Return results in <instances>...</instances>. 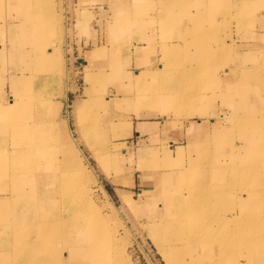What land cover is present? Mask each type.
Segmentation results:
<instances>
[{
    "label": "rangeland",
    "instance_id": "rangeland-1",
    "mask_svg": "<svg viewBox=\"0 0 264 264\" xmlns=\"http://www.w3.org/2000/svg\"><path fill=\"white\" fill-rule=\"evenodd\" d=\"M215 1L183 8L174 23L167 24L169 29L157 14L146 11V42L154 50L145 49L143 56L151 62H132L130 46L121 45L118 66L123 71L127 68V76L138 75L132 82L129 79L122 96L114 93L111 97L107 91L115 87V81L125 83L127 79L111 77L106 62L83 63L73 43L74 36L84 32L72 23L84 18L79 3L0 0V46L4 51L0 56V131L4 132L0 150L9 153L7 158L0 155V189L10 193L8 204L0 202V264H119L121 256L112 254L114 247L129 264H208L199 263L195 256L204 253V233L191 232L188 225L192 222L178 230L174 229L176 222L165 228L168 210L179 203L178 195L183 196V203L196 201L195 187L186 188L188 178L196 182L201 194L208 198L215 194L211 205L202 202L204 220L217 228L218 234L231 233L229 224H245L222 222L232 209L239 211L238 203L243 202L230 198L231 194H261L248 203L247 213L263 210V218L250 224L264 222V0ZM29 4L32 11L48 13L54 28L45 35V41L54 42L56 48L50 58H55L54 70H34L30 40L36 29L17 17ZM19 21L24 27H17L14 37L8 38L7 30ZM166 31L169 37L164 36ZM176 43L180 45L175 47ZM172 44L175 46L170 47ZM231 64L236 66L228 69ZM224 68L228 75H224ZM221 73L227 77L225 82L234 81L241 91L234 97L230 94L237 106L230 113L214 96L204 111L202 100L212 88L214 75ZM76 103L86 104L87 109L89 103H95L99 113L90 120ZM252 104L256 105L253 111L241 109ZM221 109L230 122L216 119L215 113ZM145 112L141 115H156L146 119L136 116ZM161 114L167 119L160 120ZM124 120L130 121L129 130L122 126ZM195 121L204 134L195 129L185 137L187 126ZM138 125L153 126L154 130L136 132ZM44 130L52 133L59 146L74 148L69 170L54 161L52 143ZM259 136L255 145L253 140ZM244 139L253 147L241 151L245 153L241 160L254 162V166L239 172L235 187L228 189L223 170L232 167L236 152L230 144ZM168 140L173 141L171 151L165 146ZM164 149L174 157L171 166L165 164ZM79 172L83 185L90 189L87 195L75 185ZM45 192L49 196L44 197ZM16 193L29 197L18 204ZM66 202L73 207L68 208ZM18 211L24 212L23 216ZM35 212L50 225L44 238L37 233L43 225L34 222ZM32 224L37 232H30ZM25 226L20 242L18 231ZM232 233L235 237L212 251L219 259L225 258L219 264H252L246 259L249 250H244L241 241H236L237 233ZM58 237L59 242L53 244ZM78 240L81 246H77ZM93 245L96 252L90 248ZM159 248L165 251L167 261ZM58 249L67 251V257ZM257 255L253 254L254 258Z\"/></svg>",
    "mask_w": 264,
    "mask_h": 264
},
{
    "label": "bare ground",
    "instance_id": "bare-ground-1",
    "mask_svg": "<svg viewBox=\"0 0 264 264\" xmlns=\"http://www.w3.org/2000/svg\"><path fill=\"white\" fill-rule=\"evenodd\" d=\"M215 3L219 4V3H221V1L216 0ZM174 5H175V0H153L152 1V6L156 10L168 9L169 7H172ZM17 17L20 21H23V22L27 23L28 25L33 26L36 29V31L34 33H32L33 37L30 40V43H32L31 47L33 50H35L34 55L36 56V58L34 59V64H33L34 70L39 71L43 67L42 66L40 69L37 68L36 61H37V58L39 55H41L42 58L45 61H47L48 63L51 62L52 66L54 67V64L52 63V61L55 63V58L53 57L52 60L50 59L53 56V53L51 50H53V51L56 50V48L54 47V44H53L54 42H49L47 40L45 41L46 33H49V32L54 30L51 23L48 22V18H49L48 13L43 14L41 11H32L30 4H29V6H26L25 12L24 13L21 12V14L19 13L17 15ZM20 21H19V23H17L18 22V20H17V22H16L17 24H14L11 27V29L7 30V34H8L7 37L8 38L14 37V35L12 36V33L15 31V29L17 27H21V28L24 27V25ZM32 24H34V25H32ZM262 37H263V35H262ZM47 45H49L50 47L49 48L46 47ZM43 52H47V53H43ZM1 53L3 54L4 51L2 52V49L0 46V56H1ZM53 70H54V68H53ZM223 70H224L223 71L224 75H228V69L224 68ZM29 84H31V83H29ZM240 92L241 91L238 90V93H240ZM124 100H127V99H124ZM114 103L116 104L115 101H114ZM76 104H77L76 105L77 109L85 110L90 115V120L94 119L95 113H99L98 112L99 107H97L95 103H92V104L89 103V109H87L88 106L86 104H84V105L78 104V103H76ZM107 104H112V103H107ZM5 107L8 108V105ZM140 115L137 114V116H140ZM216 115L220 116L221 118H225L226 122H230L229 117H227V114H216ZM226 122L224 124H226ZM198 125L199 126H197L196 129H201V133L204 134V129L202 128L201 124H198ZM122 126H124V129L128 130L129 129V122L128 121L125 122ZM215 127H217V126H215ZM218 128L222 130V126H220ZM141 130H142V127L137 126V131H141ZM42 133H44L47 140H49V142L52 143V149L50 152L55 157L54 161H57V163H60L62 168L69 170L70 166L72 165L70 160L74 156V152H75L72 145H69V147H66V146L62 147V145L59 146L58 144L55 143V140L53 139V135L51 132H49L48 130H44ZM3 134H4V132L0 131V135H1L0 136V142L2 141V138H3L2 135ZM238 141L231 142V144H230L232 151L233 150L236 151V152H234L235 153V155H234L235 160L232 163V167H228V168L226 167L223 170V173L226 176V181L228 183V189H233L235 187L236 181H237L236 177H237V174L239 172L243 173V172L249 170L252 166H254L253 165L254 162L250 163L249 161L245 162V161L241 160V159H243L242 156L245 155V153H242L241 151L247 150L249 147H253L252 143H248L244 139V141H242L244 143V146H241L242 142H240L238 144ZM257 141H260V136H259V138L256 137L253 140L255 145H256ZM0 152H1L0 155L3 158H7L9 155L7 150L3 149V150H0ZM163 152H164L163 156L167 157V161L165 162V164L168 166H171L170 162L172 160L168 157L169 156V149H164ZM59 155H60V158H57ZM79 174H80V172L75 174L76 175L75 185L79 186L82 189L81 191L83 194H86V193L89 194L88 192L90 189H88L86 187L88 185H86V186L83 185V181H82L83 175L80 176ZM185 182L187 183L186 188L187 187H195V190H194L195 194L193 195V197L196 199V201L191 202V203H183V201H184L183 196L178 195L176 197L179 200L178 205H176V206L174 205L175 207H173V209L168 210L167 214L170 215V218L166 219L167 220L166 226L168 224H170L171 222H176L175 228H174V225H172V228L178 230V228L179 229L185 228L186 225H188V221H190L192 223L189 224L188 227H189L191 232L196 233V234H201V235H202V232L204 233L203 245H204L205 249L202 250V252H204V253H202L200 255H198V254L195 255L198 258V262L199 263L206 262L208 264H219V263L225 261L224 257L219 259L218 256L216 255V253H214L212 251L214 250L215 246H217V245H219L225 241H230L232 239V237H235L234 233H232V232H236L237 236H238V239L236 241L237 242L241 241V243H242L241 246L243 245L244 247H246L244 250H249V254H248V257H246V259H249L250 261H252V264H264V255L261 254V252L264 251V222H262L261 224L256 225V226H252L250 224V221H252V220H260L263 218V210H262V212L259 211L257 213H247V212H250V209H247L248 203L251 201V199L253 197H255V199H257V197H258L257 195L261 196V194L253 193L252 191H249L247 193V195H243V196L232 195V194L229 195L230 198L239 199V200H242L243 202L238 203V205L240 207L239 211L232 209V211L230 212V215L229 216L225 215L224 218L222 219V222L229 223V221H232L233 223H235V222H243L244 221L245 224L244 225H242V223L241 224H229V229L232 230L231 233L227 232L224 234H218L217 228L215 229L213 227H210V225L205 222V220H204V216H205L204 212L205 211L203 210V202H202V201H204V202H206V205L207 204L211 205L212 201L214 200L213 195H215V194L211 193L210 198H208L207 194H205V193L201 194L200 193V189L198 188L196 182L192 181L191 178L186 179ZM102 191L108 197L107 192L104 189H102ZM244 193H246V192L244 191ZM9 194L10 193H8L6 190L0 189V202L3 205L8 204V202H9L8 201L9 200L8 195ZM17 194L18 193H16L14 195L15 196L14 199H16L15 203H18V204L21 203V201H23V199H25L26 197H29V196H26V194H24V193H23L24 196H22V195L19 196ZM48 194H49V192H45L44 197L49 196ZM67 195H64V199L68 198ZM71 202H69V203L66 202V205H68V208L73 207L71 205ZM126 202L129 203L128 200H126ZM18 213L20 214V216H23V214H24V212H22V211H18ZM29 214H30V211H29ZM39 214H40L39 212H35L33 219H34V222H36V224L39 223L43 226H40L38 228V232H37V229L35 227H33L34 222H31L33 224H32V227H30V232H37L38 234H40V236H42L44 238V235L49 232L50 225L48 226L46 224L47 221ZM184 216H194V217L187 218V219L182 218ZM55 226H57V225H55ZM168 227L169 226H167L165 228H168ZM25 229H27V226L19 229L18 234L20 236V239L24 235ZM50 229H52V227ZM77 231H76V233H77ZM244 234H247V236H244ZM195 238H197V236H195ZM19 240L17 241V243L19 242ZM23 240H24V237H22L20 242H22ZM59 240H60V237H58V241H52V243L53 244L58 243ZM84 242H85V239L83 238V243ZM237 242H235L234 244H232L230 246L234 247V245ZM58 245H59L58 247L61 248V245L60 244H58ZM81 245H82L81 240H78L77 246H81ZM52 248H54V247H52ZM90 248H94L95 252L97 251L96 245H93ZM57 251L60 252L61 249H58ZM160 251L163 253V255L165 257V255H166L165 251L161 250V249H160ZM66 252H65V250H62L61 256L64 258L67 257ZM115 252H118L119 255L121 256V260H120L121 262L119 264H129L126 257L123 256L124 254H122V251H120V249L114 247L112 254H116ZM208 253H210V254H208ZM255 253L258 254L256 258H254V256H253V254H255ZM250 256H253V257H250ZM167 260L168 259L166 258V261ZM167 264H169V263H167Z\"/></svg>",
    "mask_w": 264,
    "mask_h": 264
},
{
    "label": "crops",
    "instance_id": "crops-1",
    "mask_svg": "<svg viewBox=\"0 0 264 264\" xmlns=\"http://www.w3.org/2000/svg\"><path fill=\"white\" fill-rule=\"evenodd\" d=\"M152 1L153 0H74L75 4L79 3L81 13L84 15V18L82 19L80 18L78 22L76 20L72 21L74 26L78 25L77 27L78 29L84 30V32L81 31L82 34H80L79 36L75 35L74 40H73L77 53L81 57L83 63H85L84 61L86 60V62L89 63L88 66H91L95 63H105L106 62L109 65V69H110L109 73L111 77H115L117 80L125 76V78L127 79L125 83L115 81V84H116L115 87L113 89H108L107 91L108 95H111V97H113L114 93H117L118 96H122L126 88L125 86L129 83V79H131V82H132V80H134V78L137 77L138 75L137 73L135 74L134 77L127 76L128 75L127 68L123 71L121 67L118 66L120 64L119 62L120 55L118 51L121 48V45L126 44L127 46H130L129 53H131L130 59L132 62H134L135 60H139V62H141L142 64H148L149 62H151L147 60L146 58H144L145 56H143L145 53L144 51L145 49L149 50V47H150L151 49L154 50V47L149 45V42L148 43L146 42V39H149V32L147 33L144 32V28H145L144 27V22H145L144 17L146 15V11L151 10V12H154V15L157 14L163 23L166 22L165 29H169L167 24L174 23V19H177L176 14L177 13L180 14V12L183 11L182 10L183 8H186L189 5L190 6H206L213 2V0H175L174 6L169 7L168 9L156 10L152 6ZM156 28H158V26H156ZM164 36L169 37L170 36L169 31H166ZM179 45H180L179 43L178 44L176 43V46L172 44L170 47L172 46L178 47ZM162 49H163V46H161L159 50L162 51ZM34 51L35 50H33V52ZM170 51H164V54L168 52L170 53ZM157 52H158V49H157ZM43 53H47V52H43ZM208 55L212 56L209 53ZM35 58L36 56L34 55V59ZM34 59H33V62H34ZM239 60L240 59H238V61ZM36 63H37L38 69H40L42 66L43 67L41 69L44 71L53 69L52 64L45 61L41 55L38 56ZM159 64L157 65V68H159ZM235 64L237 63L235 62ZM235 64H231L227 68L229 69V67H234L236 66ZM243 67H246V66H243ZM241 69H242L241 66H239L236 72L239 74L241 72ZM226 78L227 77H225L222 73L220 75L219 74L214 75L213 80L211 82L212 88L208 90L207 96L204 98L205 100L203 99L200 105L201 108L205 107L204 111L207 110L206 109L207 107L205 106L206 102L211 100L214 96L219 97L222 104L226 107V109H229L230 113L237 106L236 99L230 100V94L231 96L233 95L234 97L236 94H238V88L235 87L234 81L225 82ZM138 101L139 103H143V101L141 100H138ZM225 103H230V105L227 106V104ZM139 106H142V105L140 104ZM255 108H256V105L252 104L249 106H245L241 109L247 112H250V111L255 110ZM222 111L223 110L221 109L220 113L217 112L215 114H223ZM146 113L147 112L136 113V116L137 114H146ZM148 114L149 115H146V116L140 115L137 117L144 118V117H150L152 115L154 117L156 115L153 113H148ZM215 117L216 119H219V120L224 119V118H221L220 116L218 117L215 116ZM164 119L165 120L167 119L166 115L161 114L160 120H164ZM124 122H127V121L124 120ZM128 122H129V129H130V121ZM197 122L198 121L191 122L187 126L186 131H185V137L189 132L193 130L195 131ZM225 126L226 125H224V127ZM141 127H142V130L137 131V126H136L135 131L143 133L146 131L151 132L154 130L153 126L152 127L151 126L149 127L141 126ZM121 137H123V135L115 139H119ZM223 138L227 140V136ZM166 143L167 144L165 146H170V151H171L172 150L171 148H173V141L168 140ZM176 150H180V149L177 147ZM169 158L173 160L174 157H170L169 155Z\"/></svg>",
    "mask_w": 264,
    "mask_h": 264
}]
</instances>
